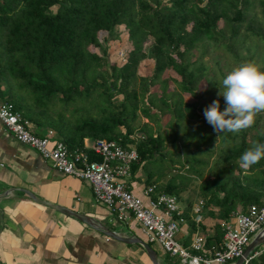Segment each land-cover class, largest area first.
<instances>
[{
  "label": "trees",
  "instance_id": "1",
  "mask_svg": "<svg viewBox=\"0 0 264 264\" xmlns=\"http://www.w3.org/2000/svg\"><path fill=\"white\" fill-rule=\"evenodd\" d=\"M118 25L131 46L120 64L106 59L107 40L118 36ZM100 30L106 33L102 39L97 36ZM256 40L264 48V0H0V87L36 134L52 129L68 149L83 148V137L114 139L125 146L135 143L138 161L163 143L148 122L161 124L162 116L172 115L171 120L185 118V126L192 124L199 132L207 123L196 91L202 77L206 83L214 81L205 76L201 62L209 46H222L241 63L253 60L240 59L237 48L251 41L257 51ZM89 45L101 52L90 51ZM196 49L199 54L193 57ZM146 56L152 58L151 73L138 75V63ZM169 67L179 75L170 90L163 74ZM155 84L158 89H152ZM181 93L195 100L186 101ZM76 97L100 107L99 115L69 121L50 110L55 98L65 108ZM263 114L245 130L221 133V140L231 145L220 155L218 169L199 184L203 213L216 219L212 231L203 235L202 250L219 247L222 220L250 203L264 202V159L249 169L240 162L244 151L264 143V124H259ZM141 116L148 120L135 124ZM135 165L133 161L130 169ZM177 189L171 181L162 186L171 194ZM194 228L189 221L186 240ZM255 250L245 264H264V249L255 247L250 254Z\"/></svg>",
  "mask_w": 264,
  "mask_h": 264
},
{
  "label": "crops",
  "instance_id": "2",
  "mask_svg": "<svg viewBox=\"0 0 264 264\" xmlns=\"http://www.w3.org/2000/svg\"><path fill=\"white\" fill-rule=\"evenodd\" d=\"M181 96L191 101L185 93H181ZM32 129L35 130L33 124ZM140 133L135 132L136 135ZM54 138L59 139L55 134ZM93 139L83 137L82 147L89 148ZM170 145H163L162 151L171 148ZM157 150L153 153H157ZM137 159L125 181L129 189L146 204L149 194H144L142 189L150 182L140 168L142 160ZM165 183L158 185L153 182L154 191L150 195L164 192L162 186ZM10 187L27 189L34 197ZM8 188L7 193L0 196V264H153L139 242L125 243L113 239L75 216L37 199L89 215L97 223L121 235L142 239L154 249L159 264H168L177 258L169 256L158 242L146 241L141 226L131 216L124 220H112L113 212L95 202L87 181L56 170L50 159L16 139L0 120V192ZM179 189L183 188L179 186ZM186 191L183 196L177 193L173 195L179 200L177 204L180 210L175 238L177 236L178 242L188 246L191 241L190 238L186 240L189 221H193L195 226L191 232L192 238L196 232L202 235L210 233L216 219L203 213L199 185L192 195ZM197 206L198 211L195 212ZM157 212L163 214L161 209ZM198 215L200 218L196 221ZM230 218L232 220L233 216Z\"/></svg>",
  "mask_w": 264,
  "mask_h": 264
},
{
  "label": "built area",
  "instance_id": "3",
  "mask_svg": "<svg viewBox=\"0 0 264 264\" xmlns=\"http://www.w3.org/2000/svg\"><path fill=\"white\" fill-rule=\"evenodd\" d=\"M0 120L4 128L16 139L34 148L42 157L51 160L52 166L61 173L70 174L87 181L95 202L113 212L112 220H124L131 216L141 226L146 241H156L169 256H177L174 264H224L242 254L243 248L264 227V202L250 203L233 218L222 220L223 230L219 247L202 250L204 237L196 232L188 246L175 238L180 213L176 197L166 192L154 191V184L144 186L149 194L147 203L135 195L125 178L130 165L137 159V151L114 139L94 138L89 148L68 149L61 139L54 138L52 129L41 135L32 129V123L24 117L9 100L0 95ZM87 149L99 158H91ZM161 209L163 214L157 212ZM198 211V206L194 209ZM196 216L195 220H199ZM264 249V243L260 247ZM258 251L249 254L245 262Z\"/></svg>",
  "mask_w": 264,
  "mask_h": 264
},
{
  "label": "rangeland",
  "instance_id": "4",
  "mask_svg": "<svg viewBox=\"0 0 264 264\" xmlns=\"http://www.w3.org/2000/svg\"><path fill=\"white\" fill-rule=\"evenodd\" d=\"M257 12L258 16H260L261 12L259 11V7H257ZM119 27L120 25H118V36L108 39L106 43V59L108 62L114 61L116 64H120L125 60V53H127L131 47L127 40L126 31ZM105 35L106 33L103 30L98 31L97 33L99 39H102ZM256 41L258 44L257 51L251 47V41L249 43L244 42V45L238 47L237 50L241 57L240 59L246 60L251 57V59L262 68L264 65V48L259 44V40ZM249 44H251V46ZM145 45H147V43ZM247 45L249 46L248 48L246 47ZM88 49L98 53L101 52L100 49L92 45H89ZM197 54H199V49L193 51V57ZM201 62L205 64L207 68L205 76L214 80L210 83H206L202 77L198 83L196 92L198 96L200 95L201 98H198L201 102L203 101L202 105L205 108L215 100L216 96L224 102L223 96H218L221 81L224 76L240 62L229 50L222 46H209L208 50L203 53ZM152 64L151 57H144L138 63L137 74L150 75ZM106 66L107 63H104L102 68H105ZM163 74L167 76L166 83L168 89L170 90L172 87H176L174 80H178L179 75L175 70L169 67ZM152 89H158V86L155 84L152 86ZM0 92L3 98L7 95V90H5L4 86L0 87ZM185 95L188 100H195V97H192L188 93H185ZM171 97L170 100L172 99ZM159 101L160 99L156 97L155 103L157 104ZM222 104L225 105L224 103H221L220 105ZM62 105L61 101L55 98L49 106L51 107L50 110L53 114L61 112L63 114V120L66 119L69 121H74V118L78 120L89 116H98L101 110L96 104L81 97L79 100H77L76 97L75 102L65 105V108ZM82 107L83 109H81ZM223 109V107H220L221 111ZM20 111L22 113L24 112L21 108ZM183 113L185 112H181V114ZM171 116L172 115L169 117L167 115L162 116L160 118L161 124H156L154 121L148 122L151 125L152 133L159 134L163 144L159 147L160 149L157 150V153L151 152L150 155H147L142 159L140 168L147 174L150 184L151 182H154V184L157 183L158 185H161V183L171 181L177 185V188H179V186L183 188L182 190L177 189V194L179 196H183V192L186 190H188L189 195H192L200 183L199 180L202 178H210L213 172L218 169L220 155L231 145V142H223L221 140V134L218 135L215 133L208 123L203 122L202 130L199 132L196 126H192V124L191 126H185V122L182 121V119L185 118H179L177 121H173L171 120ZM141 121H145V117L136 118L134 123H137L138 125ZM261 123L264 124V114L259 120V124ZM252 130L253 129L251 128L250 131ZM200 133L203 134V137L199 139ZM135 136L140 138L139 134H135ZM134 144L135 143H129V146L134 147ZM163 145H170L171 148L162 151L163 147H165ZM176 201L178 203L179 200L176 198ZM252 236L253 235H251L250 238ZM261 246L262 244H259L257 248L259 249ZM235 259L228 264H232Z\"/></svg>",
  "mask_w": 264,
  "mask_h": 264
},
{
  "label": "clouds",
  "instance_id": "5",
  "mask_svg": "<svg viewBox=\"0 0 264 264\" xmlns=\"http://www.w3.org/2000/svg\"><path fill=\"white\" fill-rule=\"evenodd\" d=\"M218 96H223L226 104L222 111L218 99L203 110L215 133H237L251 127L257 114L264 112V70L255 61L239 63L222 79ZM261 159L264 143H256L241 154V167L249 169Z\"/></svg>",
  "mask_w": 264,
  "mask_h": 264
},
{
  "label": "water",
  "instance_id": "6",
  "mask_svg": "<svg viewBox=\"0 0 264 264\" xmlns=\"http://www.w3.org/2000/svg\"><path fill=\"white\" fill-rule=\"evenodd\" d=\"M10 188L20 189V190L30 194L32 197H34L33 194L30 191H28L27 189H24L21 187H10ZM10 188L4 189L3 191H1L0 196L6 194ZM37 200L40 202H43L44 204L49 205L50 207H53L57 210H60L62 212H65V213H68L70 215L75 216L79 220L85 222L87 225L101 230L104 234H106L107 236H109L113 239H116V240H119V241H122L125 243L139 242L144 247V249H145L148 257L150 258L151 262L153 264H159L157 262L156 253H155L154 249L147 242L143 241L142 239L135 238L132 236L121 235V234L117 233L116 231H114L113 229H110L103 224L97 223L94 219H92L91 216L86 215V214L81 213V212H78V211H75V210L70 209L68 207L61 206L59 204L51 203V202L41 200V199H37ZM263 243H264V227H262L259 231H257L250 238L248 243L243 248L242 254L239 255L232 264H243L245 262V259L250 254V252H252L255 249V247H257L259 244H263Z\"/></svg>",
  "mask_w": 264,
  "mask_h": 264
}]
</instances>
